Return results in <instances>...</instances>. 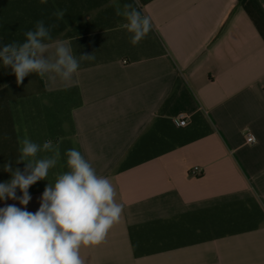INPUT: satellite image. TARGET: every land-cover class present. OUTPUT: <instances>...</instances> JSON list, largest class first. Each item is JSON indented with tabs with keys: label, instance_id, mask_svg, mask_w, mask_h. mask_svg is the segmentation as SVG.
<instances>
[{
	"label": "crops",
	"instance_id": "obj_1",
	"mask_svg": "<svg viewBox=\"0 0 264 264\" xmlns=\"http://www.w3.org/2000/svg\"><path fill=\"white\" fill-rule=\"evenodd\" d=\"M128 3L0 0V47L42 20L55 25L46 55L63 40L79 60L69 81L33 73L20 84L0 63V182L6 161L25 168V135L60 153L28 205L0 208L36 212L75 148L123 205L106 239L82 246L86 264H264V0H139L152 27L137 44L117 15ZM181 111L189 122L174 126Z\"/></svg>",
	"mask_w": 264,
	"mask_h": 264
},
{
	"label": "clouds",
	"instance_id": "obj_2",
	"mask_svg": "<svg viewBox=\"0 0 264 264\" xmlns=\"http://www.w3.org/2000/svg\"><path fill=\"white\" fill-rule=\"evenodd\" d=\"M45 2V0H42ZM135 5V6H134ZM139 0L125 4L124 11L117 5V15L125 22L121 28L131 33V43L137 44L151 30L152 21L138 9ZM57 18L63 11L54 13ZM51 27L38 21L34 30L25 33L23 43L11 42L0 47V63L10 68L17 84L30 74L41 77L55 73L69 81L79 68L67 41H55V54L48 56ZM92 54L80 59H93ZM8 137L5 136V139ZM20 156L15 164L23 163V171L8 160L3 170L10 179L0 182V200L19 199L28 205V189L37 181L46 180L49 170L57 165L60 153L51 140L42 145L27 135L19 140ZM40 152L51 156L37 158ZM67 171L58 174L53 184H47L36 212L15 205L0 208V264H86L81 256L82 246L101 244L109 230L121 219L123 205L116 202V190L111 181L97 174L96 169L77 149L66 151ZM19 189L23 195L16 196Z\"/></svg>",
	"mask_w": 264,
	"mask_h": 264
},
{
	"label": "built area",
	"instance_id": "obj_3",
	"mask_svg": "<svg viewBox=\"0 0 264 264\" xmlns=\"http://www.w3.org/2000/svg\"><path fill=\"white\" fill-rule=\"evenodd\" d=\"M189 115L185 112H178L177 114H175L172 118V124L174 126H185L188 122H189ZM244 137H245V142L247 143H255L256 142V137L254 136V134L251 131H246L244 133ZM189 173L191 175H199L201 173V168L198 165H194L190 170Z\"/></svg>",
	"mask_w": 264,
	"mask_h": 264
}]
</instances>
